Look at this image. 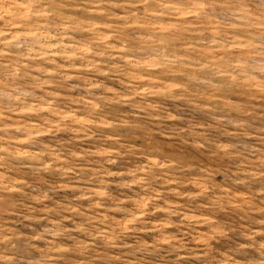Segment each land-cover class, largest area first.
I'll use <instances>...</instances> for the list:
<instances>
[{
	"label": "clouds",
	"instance_id": "1",
	"mask_svg": "<svg viewBox=\"0 0 264 264\" xmlns=\"http://www.w3.org/2000/svg\"><path fill=\"white\" fill-rule=\"evenodd\" d=\"M0 264H264V0H0Z\"/></svg>",
	"mask_w": 264,
	"mask_h": 264
}]
</instances>
